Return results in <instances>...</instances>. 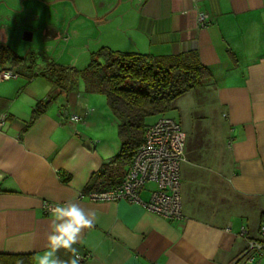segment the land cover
Listing matches in <instances>:
<instances>
[{
	"label": "crops",
	"instance_id": "1",
	"mask_svg": "<svg viewBox=\"0 0 264 264\" xmlns=\"http://www.w3.org/2000/svg\"><path fill=\"white\" fill-rule=\"evenodd\" d=\"M3 2L13 11L15 1ZM73 4L99 36L112 40L105 48L194 52L210 70L209 80L165 113L186 135L182 216L169 220L125 199L89 200V191L102 189L92 186V175L120 147L104 95L84 93L76 81L65 92L27 63L0 60V71L17 73L0 79V264H36L50 231L45 201L75 202L95 214L94 227L74 245L86 256L80 264H232L264 225V0ZM198 12L208 13L210 23L199 26ZM3 36L0 29V44L10 46ZM74 114L79 121L71 120ZM154 187L147 184L141 199ZM57 255L70 257L64 249ZM248 264H264V253Z\"/></svg>",
	"mask_w": 264,
	"mask_h": 264
},
{
	"label": "trees",
	"instance_id": "2",
	"mask_svg": "<svg viewBox=\"0 0 264 264\" xmlns=\"http://www.w3.org/2000/svg\"><path fill=\"white\" fill-rule=\"evenodd\" d=\"M0 60L22 65L26 58L10 46L0 44ZM35 74L47 77L65 92L73 87L77 76L75 71L53 62L47 70ZM79 77L91 90L104 95L106 105L117 121L119 150L91 177L92 186L106 188L125 175L143 141L145 128L152 123L150 118L165 115L174 99L203 85L210 79L211 72L194 52L152 55L101 47L91 54L90 62L80 71ZM38 115L36 108L29 124Z\"/></svg>",
	"mask_w": 264,
	"mask_h": 264
},
{
	"label": "built area",
	"instance_id": "3",
	"mask_svg": "<svg viewBox=\"0 0 264 264\" xmlns=\"http://www.w3.org/2000/svg\"><path fill=\"white\" fill-rule=\"evenodd\" d=\"M211 18L208 13L198 12L197 23L206 26ZM16 77L17 73L9 70L0 71V79ZM72 121H79L80 116L72 115ZM186 135L180 124L173 118L163 115L148 125L144 130L143 141L137 148L128 169L122 179L114 185L94 189L86 197L91 201H115L125 199L135 202L156 215L169 220L182 216L180 165L185 158ZM149 183L155 187L150 190L147 200H142L141 192ZM58 203L45 201L44 212ZM242 236L247 234L242 232ZM264 253V225L258 230V237L247 239V246L232 264L254 263ZM83 262L86 256L81 255Z\"/></svg>",
	"mask_w": 264,
	"mask_h": 264
},
{
	"label": "rangeland",
	"instance_id": "4",
	"mask_svg": "<svg viewBox=\"0 0 264 264\" xmlns=\"http://www.w3.org/2000/svg\"><path fill=\"white\" fill-rule=\"evenodd\" d=\"M13 1H15L13 11H7L4 6H0V19L4 20L6 18L4 15L9 18L0 29L4 31L3 37L7 44L26 58L23 64L28 65L24 68L28 69L30 66L44 71L47 62H55L57 65L68 67L70 71H75L77 78H74V81L83 84L80 86L81 91L91 92L88 83L79 77V73L90 62L91 54L101 47H106L111 39L105 34L99 36V31H94V25L88 20L83 21L84 18L81 19L73 0ZM3 3L2 0L0 5ZM47 24H52L58 30V35L44 41L43 29ZM24 29L33 31L30 40L22 38ZM97 95L103 97L101 94ZM154 119L150 118L152 121Z\"/></svg>",
	"mask_w": 264,
	"mask_h": 264
},
{
	"label": "clouds",
	"instance_id": "5",
	"mask_svg": "<svg viewBox=\"0 0 264 264\" xmlns=\"http://www.w3.org/2000/svg\"><path fill=\"white\" fill-rule=\"evenodd\" d=\"M48 211L51 220L47 248L34 258L36 264H80L82 257L74 245L79 242L83 230L94 227L95 214L75 202L56 204ZM61 249L70 253L68 260H61L57 255Z\"/></svg>",
	"mask_w": 264,
	"mask_h": 264
},
{
	"label": "water",
	"instance_id": "6",
	"mask_svg": "<svg viewBox=\"0 0 264 264\" xmlns=\"http://www.w3.org/2000/svg\"><path fill=\"white\" fill-rule=\"evenodd\" d=\"M33 31L29 29H24L22 31V38L24 40H30L32 38ZM58 35V30L52 25L47 24L43 29V40H50Z\"/></svg>",
	"mask_w": 264,
	"mask_h": 264
}]
</instances>
